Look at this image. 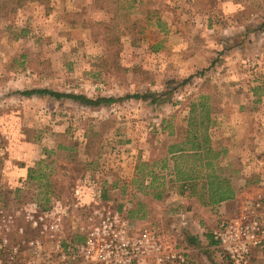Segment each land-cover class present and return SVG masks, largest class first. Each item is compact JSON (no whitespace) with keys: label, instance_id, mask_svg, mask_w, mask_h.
I'll list each match as a JSON object with an SVG mask.
<instances>
[{"label":"rangeland","instance_id":"rangeland-1","mask_svg":"<svg viewBox=\"0 0 264 264\" xmlns=\"http://www.w3.org/2000/svg\"><path fill=\"white\" fill-rule=\"evenodd\" d=\"M32 88L116 101L21 94ZM136 93L150 97H124ZM199 100L212 148H226L218 173L238 192L227 205L179 194L159 170L167 132ZM145 161L166 177L139 184ZM262 193L264 0H0V264L57 263L56 241H83L101 207L155 230L186 264H232L209 234ZM248 264H264V249Z\"/></svg>","mask_w":264,"mask_h":264},{"label":"built area","instance_id":"built-area-1","mask_svg":"<svg viewBox=\"0 0 264 264\" xmlns=\"http://www.w3.org/2000/svg\"><path fill=\"white\" fill-rule=\"evenodd\" d=\"M74 195L76 200L80 198L78 189ZM75 205L81 204L75 201ZM94 216L87 228L80 226L84 231L83 241L66 245L60 239L56 241L57 263L45 259L29 264L187 263L185 251L165 245L155 230L148 227L132 229L127 214L101 207ZM39 218L42 220L44 216ZM54 226L58 227V223ZM212 235L232 264H248L255 250L264 249V197L249 202L241 219L221 220ZM71 249H75L80 257L71 256ZM16 255L17 248H14L10 260L14 261Z\"/></svg>","mask_w":264,"mask_h":264},{"label":"trees","instance_id":"trees-1","mask_svg":"<svg viewBox=\"0 0 264 264\" xmlns=\"http://www.w3.org/2000/svg\"><path fill=\"white\" fill-rule=\"evenodd\" d=\"M135 3L137 0H131ZM26 96L48 95L50 97L70 98L80 102L84 106L98 107L108 105L116 98L111 96L89 97L85 94L67 93L55 91L48 88H32L21 91ZM125 98L150 97V94H131L124 96ZM212 111L206 100L191 102L189 104L187 122L181 127L180 131H168V136L173 135L174 139L166 144L164 157L160 159L161 165L159 170L166 169V175L169 176L168 181L178 184V193L183 195L188 192L189 196L197 195L203 204H219L225 200L231 199L235 195V186L231 183L230 178L221 176L218 173V158L220 151L212 148L210 128L213 124ZM153 164L148 161L141 162L135 167V175H139V184L143 186L145 176H149L152 184L158 177L165 178L166 175H159L155 172ZM141 167L146 168L142 172ZM35 170L29 168L27 178L40 179L42 174H34ZM150 184V185H151ZM161 185H164L162 180ZM45 186L48 187L46 183ZM146 186V185H145ZM169 187H173L171 184ZM162 192H154V197L160 198ZM103 198H106L105 191L102 192ZM212 240V234H209Z\"/></svg>","mask_w":264,"mask_h":264},{"label":"crops","instance_id":"crops-1","mask_svg":"<svg viewBox=\"0 0 264 264\" xmlns=\"http://www.w3.org/2000/svg\"><path fill=\"white\" fill-rule=\"evenodd\" d=\"M220 151V150H219ZM220 152H222V151H220ZM224 152H226V148H223V152L222 153H224ZM261 196H263L264 197V193H262V194H260ZM239 198V196H238V192L235 190V195H234V197L233 198H231V199H228V200H225V202L223 201L222 203L225 205L226 203L228 204V202H233V200H237ZM230 200V201H229ZM221 203V204H222ZM226 204V205H227ZM223 205V206H224Z\"/></svg>","mask_w":264,"mask_h":264}]
</instances>
